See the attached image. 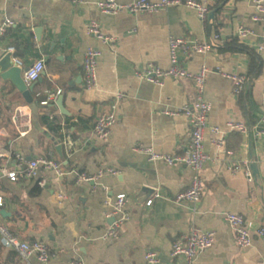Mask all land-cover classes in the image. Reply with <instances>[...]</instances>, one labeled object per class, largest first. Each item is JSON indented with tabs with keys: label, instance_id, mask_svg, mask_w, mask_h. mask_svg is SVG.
Returning <instances> with one entry per match:
<instances>
[{
	"label": "crops",
	"instance_id": "crops-1",
	"mask_svg": "<svg viewBox=\"0 0 264 264\" xmlns=\"http://www.w3.org/2000/svg\"><path fill=\"white\" fill-rule=\"evenodd\" d=\"M74 4L67 0H0V31L6 20L11 26L0 32V59L5 50L15 48L14 58L25 70L38 60L45 71L33 85V103L28 104L10 79L0 73V196L5 201L0 224L21 240L44 241L51 254L47 264H147L145 255L155 252L159 264L179 263L171 257L174 242L193 229L215 232L212 248L194 264H264V243L256 236L252 246L240 248L224 213L241 214L255 226L264 221V23L253 22L251 0H197L210 7L214 17L202 22L184 6L158 13H102L96 3ZM130 4L135 0H117ZM156 1V0H151ZM97 21L108 45L87 33V25ZM240 27L252 31L241 38ZM219 35L221 45L206 54H181L180 64L191 73L202 66L209 69L205 98L211 104L209 127L226 131L222 149L212 144L214 135H205L210 155L202 173L204 194L198 205L177 203L174 198L189 189L192 171L187 166L151 162L137 146L162 154H182L190 142L185 115L171 116L195 98L190 80L167 79L163 86L140 81L138 70L148 65L170 67L169 39L188 38L200 43ZM88 48L101 52L98 86L85 87L82 63ZM222 73L249 78L241 96ZM124 97L119 102L115 95ZM47 105L42 102L48 100ZM115 106V110L113 107ZM17 108L31 115L17 125L12 116ZM114 111L117 116L107 143L92 134L98 117ZM244 124L247 133L228 131L227 124ZM27 130L25 136L21 132ZM62 145L61 154L57 146ZM250 149L252 156L250 157ZM228 152H233L230 157ZM20 157V158H19ZM19 158V159H18ZM38 158H49L63 167L65 175L41 171L37 179L10 182L1 171L14 169ZM236 162L258 175L249 183L244 172L232 173ZM113 169L95 183L79 182L77 174L95 175ZM252 172V170H251ZM45 181L41 186L40 182ZM146 189H149L147 191ZM161 194L151 206L146 203ZM125 193V209L130 215L115 239L104 234L112 220L105 217L106 200ZM59 195L66 198L58 199ZM0 264H26L19 255L2 246ZM29 264H41L37 256Z\"/></svg>",
	"mask_w": 264,
	"mask_h": 264
},
{
	"label": "built area",
	"instance_id": "built-area-1",
	"mask_svg": "<svg viewBox=\"0 0 264 264\" xmlns=\"http://www.w3.org/2000/svg\"><path fill=\"white\" fill-rule=\"evenodd\" d=\"M31 1H43V0H31ZM56 1V0H55ZM74 4H86L88 0H67ZM253 4L254 12L251 16L253 22L264 23V0H251ZM98 9L108 15H116L122 12H128L136 14L139 12H146L150 14L158 13L163 10H167L173 7L184 6L190 10H193L198 18L202 22H208L210 17V7L205 2L197 0H135L130 4H121L117 0H102L96 3ZM12 22L6 20L1 28V34L5 32V28L11 26ZM87 33L99 39L104 44L114 43V38L106 36L101 29L100 24L97 21H91L87 25ZM238 36L241 38L252 35V31L247 28L240 27ZM223 42L219 35L213 36L207 42L200 43L197 40L188 38H170L169 39V54H170V67L162 69L154 65H148L145 68L138 70L136 77L140 81L152 83L157 86H163L167 79L175 81L190 80L195 89L194 102L189 105H185L178 112H167L168 115L174 116L181 113L186 116L189 123L190 130V142L184 149L182 154H162L155 152L152 148L146 146H137L136 152L146 154L151 162H163L169 166L179 165L187 166L192 171V180L189 189L185 192L178 194L174 201L177 203H191L198 205L204 194V181L202 178L203 170L206 164L211 161L210 155L205 150V135L209 130L214 135L212 144L219 149H222L225 145V137L227 132L221 130L218 127H209L208 118L211 112V104L205 98V86L209 69L206 66H202L196 73H191L183 68L180 64L181 54H194L201 53L206 54L217 49ZM258 51L264 54V37L263 42L259 45ZM5 53L14 54L15 48L10 46L5 50ZM101 56V52L95 48H88L85 52L82 69L84 73L85 87L88 90L97 88L98 86V74L97 66ZM14 63L17 67L23 68V62L18 58H14ZM45 71V62L38 60L24 73V81L27 84H31L40 79ZM222 75L230 80L233 85V92L236 96H241L248 86L249 78L237 74ZM117 102L123 99L121 93L115 95ZM54 98L53 94L49 95L48 100L42 102L43 105H47L48 102ZM115 110V106L113 107ZM13 122L17 125L20 121H23L24 128H29L31 125V115L29 112H24L23 108H17L12 116ZM117 123V116L114 111L102 113L95 124L93 130V136L102 143H107L110 139L111 133L115 124ZM228 131H238L243 134L247 133V128L244 124H236L229 122L227 124ZM28 133L27 130L21 132V136H25ZM230 157H234L233 152H228ZM20 158V157H19ZM18 158V159H19ZM232 173L244 172L249 183L254 180L253 173L250 168H246L241 162H236L230 168ZM41 171L52 172L58 178H63L65 172L60 163L49 158L34 159L22 167L19 165L14 169L3 168L2 175L12 183H17L20 178L23 179H37ZM117 171L113 169H100L95 175H88L86 173H78L77 178L79 182L95 183L101 178L107 175H116ZM41 186L45 185V181L40 182ZM161 197L158 192L146 203L147 206H151L156 198ZM66 197L59 195L58 199L63 201ZM127 202V195L125 193L116 194L115 197L106 200V207L108 208L105 213V217L112 222L108 225L104 234L105 239H115L119 236L123 226L129 221L130 215L125 209ZM5 201L0 196V211L4 208ZM224 219L234 231L235 242L240 248H249L252 246L253 237L256 236L264 243V221L259 225L246 219L241 214L226 212L224 213ZM0 242L3 247L15 251L19 257L29 264L31 256L35 255L41 264H47L51 259V254L48 245L41 240L27 242L21 240L14 235L7 227L0 224ZM215 243V232L213 231H199L197 229L191 230L187 235L179 237L173 244L171 249V257L174 260H181V264H194L197 258L208 249L212 248ZM145 261L147 264H159V258L155 252H148L145 255ZM74 264H84L79 260ZM179 264V263H172Z\"/></svg>",
	"mask_w": 264,
	"mask_h": 264
},
{
	"label": "water",
	"instance_id": "water-1",
	"mask_svg": "<svg viewBox=\"0 0 264 264\" xmlns=\"http://www.w3.org/2000/svg\"><path fill=\"white\" fill-rule=\"evenodd\" d=\"M212 18L214 17V13L210 15ZM26 71V70H25ZM0 73L3 79H10L17 90L23 95L25 101L28 104L33 103V98L31 96V91L33 90V85H29L24 81L22 77L23 69L16 66L13 60V55L7 53L3 58L0 59ZM57 151L61 154L62 152V145L57 146ZM251 149H250V157ZM32 161V158H30ZM251 170L253 176L256 177L258 175V168L256 164L251 166ZM149 191V189H146Z\"/></svg>",
	"mask_w": 264,
	"mask_h": 264
}]
</instances>
